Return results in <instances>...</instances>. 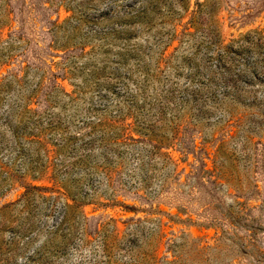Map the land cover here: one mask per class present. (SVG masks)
Masks as SVG:
<instances>
[{"label":"rangeland","instance_id":"rangeland-1","mask_svg":"<svg viewBox=\"0 0 264 264\" xmlns=\"http://www.w3.org/2000/svg\"><path fill=\"white\" fill-rule=\"evenodd\" d=\"M114 1L0 0V264H35L30 258L44 243L51 247L46 264H264V81L242 97L252 106L211 109L210 101L203 114L199 101L180 103L190 96L177 90L176 108L148 133L116 144L100 142L101 128L91 130L69 145L73 158L83 141L94 140L84 159L56 171L61 140L43 129L53 116L70 132L91 119L113 121L135 86L128 77L138 62L162 72L159 82L150 80L158 91L180 65L182 87L197 68L181 56L194 52V42L217 32L225 43L254 30L264 35V0H152L162 10L156 26L135 25L126 39L107 32L146 0H119L121 8ZM190 17L193 34L182 36ZM171 26L178 35L167 44L159 30ZM262 44L264 55V38ZM198 71L205 77L202 65ZM260 71L264 80V63ZM26 107L47 111L37 120ZM225 108L238 119L228 123ZM59 180L70 182L74 202ZM30 185L47 198L20 210ZM66 203L74 205L67 210L71 233L53 251L62 240L53 232L67 227ZM26 221L32 225L24 230Z\"/></svg>","mask_w":264,"mask_h":264},{"label":"trees","instance_id":"trees-1","mask_svg":"<svg viewBox=\"0 0 264 264\" xmlns=\"http://www.w3.org/2000/svg\"><path fill=\"white\" fill-rule=\"evenodd\" d=\"M118 3H120L119 0L114 1V4L117 5L118 8H121L122 6ZM201 6H203V4H197L198 8ZM188 9V6H183L180 11L186 12ZM161 11V6L154 4L152 0H146L145 4H143L138 10L119 14L118 21L115 22L119 27H113L107 32V34L114 33L117 34V36L123 35L127 39L130 38L135 25L139 26L141 31L150 30L152 27L156 26L154 18L156 14ZM169 11L170 9L167 10V12ZM192 19L193 17H190L187 21V28L182 32V36H192L193 31L189 29L191 27L195 29V24ZM159 33L166 35L167 40L165 41H167V44L174 40L178 35L175 26H171L167 31L162 32L159 30ZM204 38L200 39L198 42H194L193 45L195 48L192 54L186 52L181 54L182 60L194 61L197 66L196 70L186 73V79L189 82L187 85L182 87L179 86L176 77L183 72L182 69L179 68L180 65L175 64L174 70L171 72L172 77L171 79L169 78V86L160 91L156 90L155 87H149L151 84V78L154 76L159 82L162 72L157 71L155 74H151L138 62L135 66L130 68V76L128 77V79H132L135 86L130 90L125 91L122 95V102L126 104L125 106H118V113L111 116L113 121L91 119L84 122L85 125H83L79 131L70 132L67 125L60 119V117L55 115L56 117L53 116L50 118L43 129L57 133L61 140L54 144L56 152L58 153L60 151V154L62 155L60 163L56 166V171H60L61 169L66 170L69 166L84 159L87 155L85 154V149L90 146L94 140L83 141V150L81 152L79 151L78 154H75L73 158H69V145L72 140L84 137L85 134L90 133L91 130L101 128L103 132L106 133L102 135L100 142L107 143V140H109L116 144L128 143V140H135L134 133H148L151 129L162 122L166 117L168 110L176 108L177 103L173 101L176 96L175 91L177 90H182L190 96L189 100L187 99L180 103L184 105L190 104V100H192L194 105H196L199 101L201 105L198 110L202 114L210 109V106L207 105V102L210 101H214L211 109L224 107V105L228 103L252 106V104H250L251 102H244L242 97L250 95L254 91V86L263 85V73L260 71V67L264 63V55L261 53L264 35H262L260 31L254 30L252 33L242 35L236 39L234 38L228 43H225L221 39L220 32H217L215 36ZM179 40L181 41L182 38H179ZM201 46L203 47V52L200 55V59L196 61L194 60L197 54L196 52L200 51ZM245 55H249L250 59H246L244 57ZM238 58H241L242 60H238ZM201 65L205 68V77L199 76L201 72L198 71V68ZM192 82H196L197 87H192ZM149 88H152V90ZM55 89L60 90L58 86H56ZM62 91L64 95L68 96V98L73 99L71 95L64 92V90ZM214 91H218L220 97L214 94ZM172 102L174 105H172ZM258 102L260 101L258 100ZM182 104L180 108H183ZM231 109L233 110L234 107L232 106ZM46 111L47 110L38 112L26 107L23 112L40 120L41 117L45 115ZM222 111L224 114L232 117L227 121L228 123H232L238 119L234 116V112L229 110V108H225ZM262 112L264 111L262 110ZM256 114L259 115V112ZM238 117L241 116L238 115ZM116 120H123V123H115ZM112 138L114 141H112ZM153 147L157 148L155 145H153ZM58 183L65 198L74 202L77 198V194L73 192L70 182L68 180H59ZM43 189V187L38 185L28 186L22 195V199L19 201L21 204L20 210H26L31 206L32 201L35 198L46 199L47 196L42 191ZM14 205H16V203H14ZM72 205L66 203V211L62 216V224L67 226L66 230L61 233H58L57 230L53 232V236H60L62 238L58 245L52 247L53 251L58 249L61 244L69 239L72 222L67 216V210L72 208ZM8 207L10 206L5 205L2 210ZM1 225L2 226L0 227H3L4 224L1 223ZM25 225L26 227L23 226L24 230L32 224L29 221H26ZM50 248L51 247L47 243H44L42 247L38 249V254H36L37 257L35 259H30L35 264H46L45 260L49 257L46 254V250H49Z\"/></svg>","mask_w":264,"mask_h":264}]
</instances>
